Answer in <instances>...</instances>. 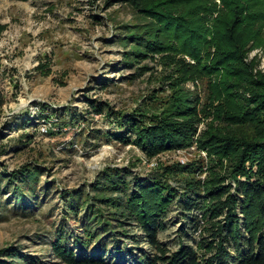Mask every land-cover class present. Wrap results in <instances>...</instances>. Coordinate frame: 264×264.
Segmentation results:
<instances>
[{"label": "rangeland", "instance_id": "1", "mask_svg": "<svg viewBox=\"0 0 264 264\" xmlns=\"http://www.w3.org/2000/svg\"><path fill=\"white\" fill-rule=\"evenodd\" d=\"M107 1L0 0V171L40 170L35 194L27 193L22 204L14 205L13 186L0 193V250L17 251L18 264H30L21 255L63 264L51 251L57 236L77 257L83 252L109 264H143L154 251L140 227L119 215L141 212L132 203L143 193L140 184H155L172 201L159 240L171 251L188 245L203 255L200 244L213 239L207 189L225 185L233 195L244 180L232 174L234 161L203 143L211 128L229 126L225 111L237 104L223 85L225 68L216 63L230 0H190L184 11L192 24L164 28L157 51L130 66L120 38L137 18L127 6L108 7ZM245 62L264 74V23L261 43ZM182 91L199 98L200 122L180 147L154 156L113 136L139 114L143 128L155 125L154 116ZM256 168L248 162L243 174L252 171L255 181ZM100 193L107 203L97 201ZM185 195L199 204L197 230L181 201ZM86 204L101 208L105 231L87 220ZM89 227L99 240L85 239ZM79 238L88 245L81 247Z\"/></svg>", "mask_w": 264, "mask_h": 264}, {"label": "trees", "instance_id": "2", "mask_svg": "<svg viewBox=\"0 0 264 264\" xmlns=\"http://www.w3.org/2000/svg\"><path fill=\"white\" fill-rule=\"evenodd\" d=\"M189 3L190 0L107 1L108 7L113 4L127 6L137 18L135 25L125 27L129 31L120 38L124 47L128 48L124 54V63L129 66L133 62L140 63L151 53H155L164 28L173 22L185 21L192 24V16L184 11ZM227 6V21L223 23L218 38L219 58L216 63L225 68L228 76L223 85L237 104L230 114L225 111L229 126L224 131L211 128L207 132L208 136L203 138V143L210 150L215 149L217 153L234 161L232 174L240 173L244 180H239L233 195L225 185H213L207 189L210 202L214 204L206 212V216L209 215L212 221L213 239L200 244L204 250L203 255H199L188 245L171 251L159 240V234L167 229L166 211L172 201L155 184H140L139 186H144L141 188L143 193L134 195L132 203L141 212L119 215L140 227L144 241L154 251L143 264H264V74L254 73L255 63L245 62V54L261 43L264 0H230ZM190 11L192 13L194 9ZM199 104L198 97L182 91L168 108L162 110L159 116H154L155 125L143 128V116L139 114L128 119L124 129L113 136L120 141H131L144 152L156 156L168 149L180 147L195 134L196 125L200 122ZM97 111L103 113L105 110L100 107ZM242 123L246 125L244 128L240 126ZM128 133L133 134L134 138L128 136ZM248 162L257 165L255 181L250 180L252 171L247 175L243 174ZM39 178L40 170L36 167H22L11 173L0 171V193L13 186L14 205H20L26 200L27 193L35 194ZM3 182L5 184L2 186ZM117 183L122 182H112L114 186ZM238 194L242 195L241 198ZM96 199L102 204L108 202L104 193H100ZM71 201H75L74 198ZM181 201L194 224V230H197L200 222L197 215L193 214L198 212L197 199L185 195ZM79 205L75 203L73 209H78ZM100 211V207L94 209L86 204L85 217L88 221H97V228L102 226V231H105L108 222L104 224ZM221 217H224L223 222L219 220ZM110 220L123 225L122 219ZM85 231L86 240H99L100 237L96 236L92 228ZM83 240H77L81 247L88 245ZM230 249L234 250V256ZM51 251L63 264H109L103 257L85 256L83 252L77 257V253L68 246V240L63 236H57L53 240ZM207 254L211 256L206 257ZM17 258V251L0 250V264H18ZM19 258L30 264H37V260L31 256L21 255Z\"/></svg>", "mask_w": 264, "mask_h": 264}]
</instances>
